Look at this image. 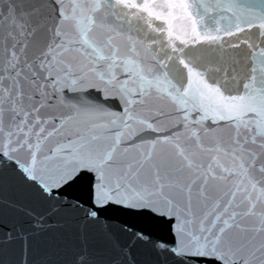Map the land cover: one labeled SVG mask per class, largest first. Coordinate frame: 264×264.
<instances>
[{
	"label": "snow or ice",
	"instance_id": "1",
	"mask_svg": "<svg viewBox=\"0 0 264 264\" xmlns=\"http://www.w3.org/2000/svg\"><path fill=\"white\" fill-rule=\"evenodd\" d=\"M0 264H264V0H0Z\"/></svg>",
	"mask_w": 264,
	"mask_h": 264
}]
</instances>
